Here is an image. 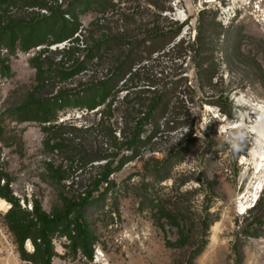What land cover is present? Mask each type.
<instances>
[{
	"label": "rangeland",
	"instance_id": "1",
	"mask_svg": "<svg viewBox=\"0 0 264 264\" xmlns=\"http://www.w3.org/2000/svg\"><path fill=\"white\" fill-rule=\"evenodd\" d=\"M38 1L54 8L72 0ZM146 1L114 0V10L105 13L110 17L106 26L115 30L120 13L128 11L137 12L143 21L154 20V9H147ZM28 3L0 4V15L49 13ZM161 14V25L170 19L182 25L177 40L192 41L198 25L209 29L214 49L201 57H210L203 66L212 80L198 77L190 52L177 58L167 46L151 55L109 108L101 105L95 112L79 106L59 108L37 97L48 99L58 87L99 79L107 61L89 63L55 87L51 82L42 88L29 59L45 45L25 51L22 43L33 36L43 39L44 33L37 36L23 27L3 32L0 264H264V133L257 129L264 127L257 107L264 106V0H170ZM96 17L100 14L95 10L80 14L81 32ZM52 36L46 35L49 40ZM69 44V39L52 43L48 48L55 53H47L54 61L64 60L57 51ZM80 44L75 41V46ZM82 55L84 51L76 52ZM176 80L178 100L172 99L160 129L166 118L189 117L186 124L158 134L133 161L110 173L113 184L98 186L83 216L71 208L59 222L50 221L69 201H78L105 162L82 158L73 148L65 150L56 144V135L104 153L114 143L106 129L121 126L123 95L128 91L133 99ZM54 107L59 108L57 119L40 122ZM118 133L116 129V137ZM178 142L184 147L180 161L157 181L151 164ZM119 152L109 158L113 165L125 150Z\"/></svg>",
	"mask_w": 264,
	"mask_h": 264
},
{
	"label": "trees",
	"instance_id": "2",
	"mask_svg": "<svg viewBox=\"0 0 264 264\" xmlns=\"http://www.w3.org/2000/svg\"><path fill=\"white\" fill-rule=\"evenodd\" d=\"M12 1L14 0H0V4L6 3L5 6H7ZM29 1L32 2L30 3L31 7H39L48 10L49 13L47 15L40 14L36 17H33V14L23 16L7 15L6 17L0 15V37L7 29L12 30L17 27L35 31L37 36H40L39 33H44L43 39L36 38L34 40L35 36H33L32 39L28 38L22 43V49L25 51L31 47L45 45V47L35 51L29 59L30 65L34 68L35 77L43 84L42 88L48 86L51 82V85L55 87L57 83L66 81V77L77 75L87 69L89 63L94 66L107 61L109 64L106 73L99 79L78 82L76 86L71 87H58L56 93L48 99L38 96L37 98L41 99V102L49 101L55 106H59V108L79 106L88 111L94 110V112L101 105H103V108H109L112 103L111 100L120 91L128 89L129 83L145 67V62L151 55L166 50L167 46H170L167 51L177 58L186 56L190 52V57L195 62L196 73L202 81L210 82L213 78L210 70L203 66V61L210 57H201L203 51L210 50L212 52L214 49L209 29L203 31L201 26L198 25L192 41L183 37L177 40L181 31V24H177L172 19H170L169 24L161 25L158 22L161 13L168 8L170 0H147L144 3L147 9L151 10V6L154 9V11H151L155 19L150 22L141 20L142 17L137 12H121L120 18L117 19L120 25L115 30H111L106 26V23L110 22V17L105 15L109 9L110 12L114 10V0H72L65 7L58 5L54 8L48 7L38 0ZM29 1L23 0L27 4H29ZM92 10L98 12L100 17L92 20L90 28L81 32L79 16ZM48 33L53 34L51 40L46 37ZM56 36L58 38L53 39ZM65 39H69L70 44L57 51L62 53L65 59L54 61L53 56H50L47 52L55 53V51L50 50L48 47L52 43ZM75 41H79L81 44L75 46ZM78 51H84L82 58L76 56ZM94 59L95 62H93ZM179 82L178 80L171 81L169 87L155 86L147 90L146 93H137L133 99L128 98L127 91L122 97L125 107L121 116V126L116 127L119 137L115 135L116 129H106V133L113 134L114 143H110L104 149V153L89 149L81 141H74L72 138L56 135L58 138L56 144L64 147L65 150L73 148L78 151L82 158L89 157L93 161L105 159V162L101 166L102 172L99 177H95L93 184L78 195V201H69L63 213L52 217L50 221L59 222L67 216L71 208H77V215L79 217L83 216L85 207L93 199V192L97 190L98 186L103 183L113 184L109 178L110 173L122 169L126 163L133 161L142 148H145L148 143L151 144L152 139L156 138L158 134L161 135L163 131L169 133L177 130L175 124H186V118L189 117L166 118L163 121V129H160L161 119L165 117L164 113L169 111L172 99L175 97L174 101L178 100V96L174 93H177ZM59 108L54 107L49 114L44 115L45 117L40 118L39 121L56 120V110ZM147 125L151 126L150 129H146ZM188 128L192 129V124ZM146 131L148 133L143 135ZM183 148V143L178 142L176 147L164 154L162 158L154 159L151 164L152 175L157 181L166 178L171 167L180 161ZM122 150H125V152L121 153L118 161L113 165L112 158H109L115 157ZM37 217L42 219L39 214ZM81 230L85 232L83 227H81Z\"/></svg>",
	"mask_w": 264,
	"mask_h": 264
},
{
	"label": "bare ground",
	"instance_id": "3",
	"mask_svg": "<svg viewBox=\"0 0 264 264\" xmlns=\"http://www.w3.org/2000/svg\"><path fill=\"white\" fill-rule=\"evenodd\" d=\"M257 107L261 111V113H260V122H262L264 120V106L262 104H260ZM257 129H258L259 134L260 135H263V133H264V127L263 126H260ZM0 205H4V201L3 200H0ZM213 239H214V236L212 237V240Z\"/></svg>",
	"mask_w": 264,
	"mask_h": 264
},
{
	"label": "clouds",
	"instance_id": "4",
	"mask_svg": "<svg viewBox=\"0 0 264 264\" xmlns=\"http://www.w3.org/2000/svg\"><path fill=\"white\" fill-rule=\"evenodd\" d=\"M234 147H236V146L234 145Z\"/></svg>",
	"mask_w": 264,
	"mask_h": 264
}]
</instances>
